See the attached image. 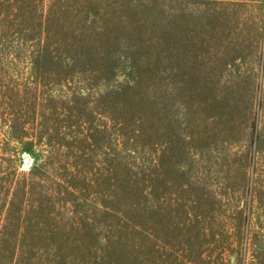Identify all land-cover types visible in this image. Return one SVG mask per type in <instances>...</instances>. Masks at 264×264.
Returning <instances> with one entry per match:
<instances>
[{"label": "trees", "instance_id": "trees-1", "mask_svg": "<svg viewBox=\"0 0 264 264\" xmlns=\"http://www.w3.org/2000/svg\"><path fill=\"white\" fill-rule=\"evenodd\" d=\"M184 1L0 0V264H264V0Z\"/></svg>", "mask_w": 264, "mask_h": 264}, {"label": "rangeland", "instance_id": "rangeland-1", "mask_svg": "<svg viewBox=\"0 0 264 264\" xmlns=\"http://www.w3.org/2000/svg\"><path fill=\"white\" fill-rule=\"evenodd\" d=\"M185 3L186 2L183 0V2L180 4L181 7L184 8L186 5ZM234 33L235 34L232 35H236L238 31L234 30ZM131 77L132 73L128 69H125L120 75V78L122 79H130ZM23 156H28L29 163L24 164L22 161L20 164H18L19 170H25L32 164V156H30L28 152H23L21 154V157L23 158ZM165 207L167 208V210L163 219V227H167V225L169 224L168 211L171 209L170 203L167 202L165 204ZM177 207L178 206H176L175 208ZM176 221L177 223L179 222V220ZM170 227H174V230L165 231L164 229H161L159 231V242H155V240L148 242V255L146 257L147 264H197V262L200 261V258H203V264H210L207 249L205 247L198 248L199 242H201L202 240H196L184 236L183 233L180 232V227L178 224H176V226ZM186 257L189 261L186 259Z\"/></svg>", "mask_w": 264, "mask_h": 264}, {"label": "water", "instance_id": "water-1", "mask_svg": "<svg viewBox=\"0 0 264 264\" xmlns=\"http://www.w3.org/2000/svg\"><path fill=\"white\" fill-rule=\"evenodd\" d=\"M22 161H23L24 164H28L29 163L28 156H23Z\"/></svg>", "mask_w": 264, "mask_h": 264}]
</instances>
